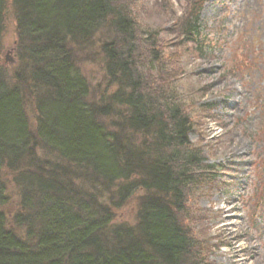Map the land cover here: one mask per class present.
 Segmentation results:
<instances>
[{"label":"trees","instance_id":"16d2710c","mask_svg":"<svg viewBox=\"0 0 264 264\" xmlns=\"http://www.w3.org/2000/svg\"><path fill=\"white\" fill-rule=\"evenodd\" d=\"M135 1L0 0V39L11 8L18 60L12 71L0 64V264H213L185 222L194 189L218 169L190 146L192 121L169 84L181 69L150 75L163 57L157 32L140 37ZM204 2L190 0L174 25L175 42L200 55ZM101 32L114 90L91 101L73 50L89 56ZM253 197L256 213L264 188ZM132 198L133 223H115Z\"/></svg>","mask_w":264,"mask_h":264},{"label":"rangeland","instance_id":"374dc122","mask_svg":"<svg viewBox=\"0 0 264 264\" xmlns=\"http://www.w3.org/2000/svg\"><path fill=\"white\" fill-rule=\"evenodd\" d=\"M189 1L132 3L138 30L144 31L140 37L157 32L163 63H155L150 75L156 77L159 64L181 69L169 84L192 121L190 146L200 152L204 165L218 169L213 185L194 189L186 205L191 217L185 224L207 248L204 254L213 264H264V200L256 213L252 210L256 188H264V0H205L199 17L205 37L203 55L195 45L175 42L174 25ZM16 38L14 13L8 8L0 39V64L8 71L18 65ZM105 38L106 33L98 34L89 56L73 50L91 101L114 90L100 60L99 46ZM211 104L215 108L209 110ZM10 176L8 203L2 209L12 214L18 209L19 195ZM133 198L115 212V223H133Z\"/></svg>","mask_w":264,"mask_h":264},{"label":"water","instance_id":"95a60500","mask_svg":"<svg viewBox=\"0 0 264 264\" xmlns=\"http://www.w3.org/2000/svg\"><path fill=\"white\" fill-rule=\"evenodd\" d=\"M7 57V56H6ZM6 60H7V58H6Z\"/></svg>","mask_w":264,"mask_h":264}]
</instances>
